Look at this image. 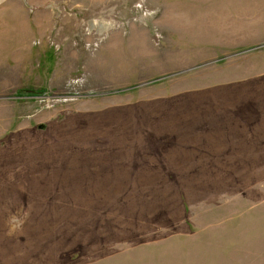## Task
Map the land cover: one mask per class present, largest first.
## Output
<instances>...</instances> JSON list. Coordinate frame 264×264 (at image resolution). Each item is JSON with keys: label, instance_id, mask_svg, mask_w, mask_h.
<instances>
[{"label": "rangeland", "instance_id": "1", "mask_svg": "<svg viewBox=\"0 0 264 264\" xmlns=\"http://www.w3.org/2000/svg\"><path fill=\"white\" fill-rule=\"evenodd\" d=\"M0 264H264V0H1Z\"/></svg>", "mask_w": 264, "mask_h": 264}, {"label": "water", "instance_id": "2", "mask_svg": "<svg viewBox=\"0 0 264 264\" xmlns=\"http://www.w3.org/2000/svg\"><path fill=\"white\" fill-rule=\"evenodd\" d=\"M1 1V0H0Z\"/></svg>", "mask_w": 264, "mask_h": 264}]
</instances>
